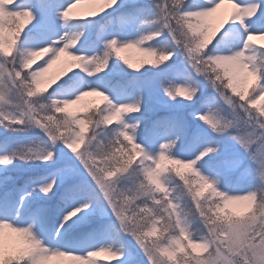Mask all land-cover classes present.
<instances>
[{"label": "snow or ice", "instance_id": "6c2138e0", "mask_svg": "<svg viewBox=\"0 0 264 264\" xmlns=\"http://www.w3.org/2000/svg\"><path fill=\"white\" fill-rule=\"evenodd\" d=\"M80 4L93 10L76 17L73 9ZM225 4L231 10L219 26L212 24L210 18ZM260 8V0H202L196 7L187 0H111L103 8L99 0H0V125L43 133L30 145L0 154V166L13 159L51 162L49 171L25 176L14 188L8 184L17 178L3 169L0 264H49L54 258L98 264L92 258L101 254L118 260L124 251L114 244L126 238L135 242L146 264H235L238 243L247 241L254 248L264 243V231L232 242L228 232H214L215 225L234 223L226 213L230 201L251 191L255 173L264 169V109L258 107L264 93L248 91L255 83L251 73L243 96L235 95L239 88L233 87L243 71L254 68L264 88V43H259L264 30L249 31L246 24ZM102 14L120 24L121 31L135 24L139 35L89 32L81 41L82 30L67 27L72 21L91 23ZM257 19L264 29V12ZM160 38L166 49L153 45ZM98 44L99 53L86 56L81 50ZM133 48L149 59L132 63L123 53ZM41 54H46L42 63L25 71ZM177 54L182 59L174 63L182 64L186 75L165 78L163 95L182 107L195 77H202L212 94L190 113L193 125L178 112L155 121L169 132L146 147L136 138L140 119H124L140 111L141 98L114 99L105 85L87 77L105 69L113 56L140 71L146 65H167ZM62 55L68 65L64 78L53 80L54 87L46 91L41 76ZM65 77L81 82L66 87ZM90 94L104 101L97 111L83 119L68 111ZM178 141L183 143L176 152ZM58 142L68 162L60 163L53 151ZM175 161L191 163L176 169ZM247 177L252 182L242 187ZM221 179L229 181L223 189ZM50 218L56 222L51 235L44 227ZM25 234L31 236L30 247L21 239ZM131 260L129 254L124 264Z\"/></svg>", "mask_w": 264, "mask_h": 264}, {"label": "rangeland", "instance_id": "374dc122", "mask_svg": "<svg viewBox=\"0 0 264 264\" xmlns=\"http://www.w3.org/2000/svg\"><path fill=\"white\" fill-rule=\"evenodd\" d=\"M120 0H118V3ZM202 0H187V3L192 7H196L198 3H201ZM261 8L258 10V13L253 18L246 20V24L249 25V31H260L264 30L261 28L258 17L261 12H264V0H260ZM93 10V6L87 4L77 5L75 9H73V15L76 17L84 16L89 11ZM231 10L230 4H225L221 9H218L216 13L210 18V22L216 26H219V23L224 18V16ZM109 13H112V9H109ZM114 15V14H113ZM105 14H102L100 17L92 18L91 21H72L67 27L73 30L92 33L95 36L97 33H100L103 36L108 35H119L121 38H135L139 35V32L136 30V25L133 24L130 27H126L121 31V25L118 24L114 19H110L108 16L106 21L102 23V18ZM31 27V26H29ZM141 30L145 26H139ZM28 29H25L27 32ZM84 40V37L81 36V41ZM30 44L35 45L38 43L36 40H30ZM157 49H166L167 43L160 38L158 41L152 42ZM259 43H264V41H260ZM79 48L80 45L78 44ZM100 45L98 44L96 48H88L84 47L81 50L83 53L88 56L92 55L93 52L99 53ZM130 51L132 54H143L139 52L137 49H126L124 52ZM2 55V54H0ZM123 55L127 56L129 59L130 54ZM46 57V54H41L40 57L36 58L32 65H30L29 69L25 71H29L35 68L36 64L42 63L43 59ZM66 57L63 55L58 59L45 73L42 74L41 78L46 76L48 73H51L48 84L54 87L53 80L55 82H59V79L64 78V72L67 70L68 65L66 64ZM182 58L177 56L173 57V61H169L167 65H161L159 67L152 66H144L140 69V71L131 70L122 60L113 56L110 57L108 65L105 70L108 75H104L102 72L99 74H93L91 77H87V80L92 84H102L105 85V90L108 91V94L113 96L114 99H123L126 101L134 100L139 96L141 98L142 107L138 113H131L124 117V119L128 123L133 122V117L140 119V124L136 129V138L139 142L145 143L146 147H149L148 141L156 140L160 137L166 136L169 132V129L162 131L161 133L151 136L146 135L147 127L151 125V123L155 122V120H159L162 117L173 114L174 112H178L179 115L183 116V118L188 122L189 125H193V120L190 115L192 110L203 106V102L207 97L212 94V89L208 86L202 79V77H195V79L189 80L193 86L197 87L198 91L193 98L192 101H183L182 107H178L177 103L174 101H169L166 96L163 95L160 84L161 82H166L167 79H174L181 75H186L185 68L180 63H174V61H179ZM130 60V59H129ZM131 61V60H130ZM132 63H136L135 60L131 61ZM138 64V62H137ZM75 70V69H72ZM190 71V70H189ZM71 76V73H69ZM73 79H69L65 77L66 87H73L76 84H79L81 81H72ZM203 85V86H202ZM42 86V85H41ZM51 87L48 89L50 90ZM47 91V90H46ZM92 97H100L94 94H90L82 98L80 102L71 104L68 106H79L82 104L83 100L92 98ZM9 107L11 110V106ZM118 123V121H116ZM12 128H16L15 125ZM12 128L5 129L2 125H0V154L10 152L14 148H19L21 145L27 146L32 144L37 138L43 137V133L40 132L38 128L24 126L23 130L17 129L12 130ZM103 135V134H101ZM46 139V137L44 138ZM182 141H178L177 147L173 150L179 152L182 147ZM223 144H227L228 141H222ZM83 147V145H81ZM67 150L64 149L63 144L57 143L53 146V151L60 157V163L68 162L67 158L64 157L63 152ZM139 157H137V160ZM167 163V162H165ZM171 167V165H168ZM7 168L9 170V174L14 178V182H9L8 187L14 188L15 184H19L21 182V178L29 175H42L50 170L51 162H43V161H22L18 159H13L10 164L3 166L0 169V175L4 174L3 169ZM186 175H191L188 170H184ZM178 179V178H177ZM175 181H170V183H174ZM231 182H236V177L233 176L231 178ZM252 182L251 177H247L246 179H242L240 181L242 187L248 186ZM229 183V181L225 179L220 180V187L223 189L225 184ZM206 194V193H205ZM0 195H3V192L0 191ZM13 196H15V192H13ZM183 197L181 198L183 202ZM55 202V198L51 203ZM34 206V205H33ZM56 226V222L53 218H50L44 227L48 230V234L51 235L52 231H54ZM7 232V230H5ZM35 231V229H34ZM13 236L15 234H12ZM114 247H120L124 251V256H122L118 260H114L113 257H109L111 260L104 259L101 255L97 257H93L92 259L98 261V264H124L125 260L129 258V254H131L132 260L130 264H146V261L143 259L142 253L139 252L138 248L135 246V242L131 240V238H126L125 242L121 244L117 241L114 244ZM202 254V253H201ZM49 264H70V261L67 258H54L49 262Z\"/></svg>", "mask_w": 264, "mask_h": 264}, {"label": "clouds", "instance_id": "9594fccd", "mask_svg": "<svg viewBox=\"0 0 264 264\" xmlns=\"http://www.w3.org/2000/svg\"><path fill=\"white\" fill-rule=\"evenodd\" d=\"M111 0H99V7L103 8ZM155 59V57H153ZM252 74L255 83L251 85L248 91L251 93L256 89H260L261 93H264V88L260 87L259 74L254 68H250L247 71H243L238 82H234L233 87L239 88V91L235 94L243 96L244 89L247 86L249 74ZM198 89L192 85L191 95L187 97L191 101ZM260 93H258L259 95ZM227 103H233L231 97L227 98ZM235 105H239L240 101H235ZM260 109H264V96L261 97L258 105ZM255 119V116L246 117ZM264 126V121L260 122ZM191 162L175 161L174 167L180 169L182 166L190 164ZM256 180L253 189L243 196L233 198L228 208L226 209L227 215L234 221L231 226L215 225L214 232L219 235L223 232L229 233V242L241 241L244 236H247L249 240L260 232L264 231V169H258L255 173ZM199 186V185H197ZM26 247L31 246V236L25 234L21 237ZM237 259L235 264H264V243H261L259 247L254 248L250 246L247 241L238 243Z\"/></svg>", "mask_w": 264, "mask_h": 264}, {"label": "trees", "instance_id": "16d2710c", "mask_svg": "<svg viewBox=\"0 0 264 264\" xmlns=\"http://www.w3.org/2000/svg\"><path fill=\"white\" fill-rule=\"evenodd\" d=\"M106 18H107V16L105 15L102 18V23H104L106 21ZM90 19H92V18H90ZM77 22H81V21H77ZM84 35H87V30H86V32L83 33L82 37H84ZM124 53L130 54L129 59L131 61L135 60L136 63L137 62L140 63L141 60L149 59L148 57L144 56V54H140V55L132 54V53H130V51H126ZM101 72L104 75H108V73L105 70H101ZM50 76H51V73H49L46 76H44L43 78H41V85H42V87H45L46 90H48L52 86V85L48 84ZM72 81H78V80H72ZM103 103H104V101L101 97H92V98H88V99L83 100L82 104L79 106L69 107L68 111L73 112L74 114L79 116V118L83 119V118H85V116L88 113L97 111L99 107L103 106ZM93 105H95L96 107H93ZM112 123L116 124L117 122H116V120H114ZM164 128H166V127L165 126H157L154 123L153 124L151 123V125H149L147 127L148 132L146 133V135H152V133H154V132H161L164 130ZM2 167L3 166H0V169ZM0 173H2V172H0ZM205 193L207 194V190ZM103 258L110 260L109 256H107L105 254L103 255Z\"/></svg>", "mask_w": 264, "mask_h": 264}]
</instances>
